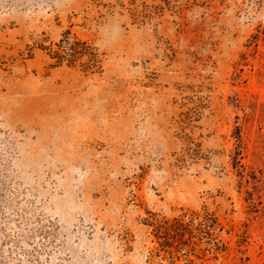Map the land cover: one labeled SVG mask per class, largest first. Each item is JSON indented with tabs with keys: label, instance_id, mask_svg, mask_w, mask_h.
<instances>
[{
	"label": "rangeland",
	"instance_id": "obj_1",
	"mask_svg": "<svg viewBox=\"0 0 264 264\" xmlns=\"http://www.w3.org/2000/svg\"><path fill=\"white\" fill-rule=\"evenodd\" d=\"M0 264H264V0H0Z\"/></svg>",
	"mask_w": 264,
	"mask_h": 264
},
{
	"label": "trees",
	"instance_id": "obj_2",
	"mask_svg": "<svg viewBox=\"0 0 264 264\" xmlns=\"http://www.w3.org/2000/svg\"><path fill=\"white\" fill-rule=\"evenodd\" d=\"M43 48H49L48 53L51 58L55 61L51 63L52 67L60 66L65 61L69 65H76V63L87 55L88 58L85 61H82L83 65L87 70L92 69L98 66L100 59L99 51L97 48L89 41L88 39H82L77 35H72L71 31H67L65 35L61 38L60 41L53 43L49 47L43 45ZM198 216H201L202 213L196 212ZM204 218L201 219L198 223V227L203 231L211 230L215 228L218 223V218L214 215L213 212L205 211L203 214ZM185 215L181 217H176L174 220L166 219L163 223L158 224L159 236L162 240V245L165 247V250L169 253L175 254L176 251L180 250L182 244H188V239L186 238L187 233L191 234L194 231L191 221H185ZM163 233L165 235H163ZM217 248H220L218 242L215 243ZM175 257V256H174Z\"/></svg>",
	"mask_w": 264,
	"mask_h": 264
}]
</instances>
